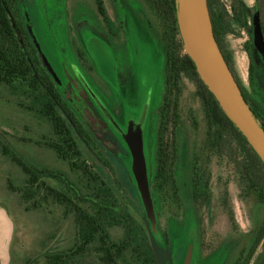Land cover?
I'll return each mask as SVG.
<instances>
[{
	"label": "rangeland",
	"instance_id": "obj_1",
	"mask_svg": "<svg viewBox=\"0 0 264 264\" xmlns=\"http://www.w3.org/2000/svg\"><path fill=\"white\" fill-rule=\"evenodd\" d=\"M103 1L116 28L105 23L96 0H20V5L43 66L112 160L119 180L101 162L93 158L91 162L123 202L143 217L146 210L132 172L131 152L89 91H95L104 101L124 130L129 119H139L147 105L151 108L145 125L151 180L158 110L165 86V45L155 15L144 0ZM214 1L226 7L232 17V31L225 36V46L233 58V70L223 62L226 83L240 101L238 81L264 99V35L260 37L255 31L259 1L243 0L249 7L245 26L237 22L232 0ZM176 3L178 11V0ZM196 92V83L185 78L179 100V159L175 166L182 202L170 205L156 201L158 228L169 236L175 264L184 263L191 242L192 264H232L245 247L248 233L256 229L260 210L255 198L244 192L246 186L238 165L243 158L237 140L227 137L218 149L201 150L206 142L207 121ZM38 130L39 126L31 125L12 98L0 96V264H46L47 254L64 250L75 232L73 216L66 215L63 207L28 209L21 193L11 186L22 183L25 174L5 154V139L29 162L44 164L53 160L51 152L29 141L39 135ZM168 136L171 138L170 133ZM197 157L202 173L209 177L208 199L203 205L194 199L192 166ZM260 172L264 177V171ZM112 233L119 237L122 230ZM263 259L264 241L250 264H260ZM80 264L93 262L89 259Z\"/></svg>",
	"mask_w": 264,
	"mask_h": 264
},
{
	"label": "trees",
	"instance_id": "obj_2",
	"mask_svg": "<svg viewBox=\"0 0 264 264\" xmlns=\"http://www.w3.org/2000/svg\"><path fill=\"white\" fill-rule=\"evenodd\" d=\"M144 1L155 15L165 45V86L158 110L155 171L151 179L155 206L156 201L170 205L175 201L180 205L182 202L175 166L179 159V100L184 79L189 78L197 85L196 93L207 121L206 142L201 150L218 149L230 137L237 140L241 151L243 161L238 165L246 186L244 192L255 198L260 215L256 229L248 233L245 247L232 264H250L264 241V177L260 172L264 171V163L221 108L186 52L178 24L176 0ZM258 1L264 34V0ZM96 2L105 23L116 28L104 1ZM209 9L216 40L228 69L233 70V58L225 46V36L232 31V17L226 7L214 0H209ZM232 10L237 22L245 26L249 13L245 2L232 0ZM238 86L248 107L264 127V99L259 97L260 93L249 91L240 81ZM0 93L1 97L12 98L20 106V112L31 125L39 126V135L29 141L53 154L49 163L29 162L18 151H13L5 139V154L25 174L19 185L11 183L12 188L21 193L28 209L63 207L66 215L73 216L75 232L69 244L62 251L47 254L46 264H80L89 259L93 264H175L168 234L159 228L155 231L146 215L137 216L91 162V158L101 162L115 180H119L112 160L43 66L23 17L20 0H0ZM111 126L122 138L120 132ZM200 160L197 157L194 161L192 177L194 199L203 205L208 199L209 177L205 178L202 173ZM115 229L122 230L119 237L113 235ZM42 246L46 249L47 241ZM260 264H264V259Z\"/></svg>",
	"mask_w": 264,
	"mask_h": 264
},
{
	"label": "water",
	"instance_id": "obj_3",
	"mask_svg": "<svg viewBox=\"0 0 264 264\" xmlns=\"http://www.w3.org/2000/svg\"><path fill=\"white\" fill-rule=\"evenodd\" d=\"M178 2L177 18L186 52L194 61L201 79L213 93L221 108L243 133L264 163V127L248 107L242 94V101H240L225 81L223 62L226 64V61L215 37L209 0H178ZM185 19L186 24L183 28ZM208 30L210 31V38L207 37ZM255 31L260 37L264 35L259 10L255 16ZM89 92L110 124L120 132L131 152L132 172L145 206L146 216L151 221L153 229L158 231L157 212L152 195L149 163L145 150V125L148 120L149 107L146 106L139 119H129L127 128L124 130L95 91ZM193 253L194 242H191L183 264H192Z\"/></svg>",
	"mask_w": 264,
	"mask_h": 264
},
{
	"label": "bare ground",
	"instance_id": "obj_4",
	"mask_svg": "<svg viewBox=\"0 0 264 264\" xmlns=\"http://www.w3.org/2000/svg\"><path fill=\"white\" fill-rule=\"evenodd\" d=\"M185 18V17H184ZM185 24H186V19L184 20V22H183V28H185ZM207 37L208 38H210V31L208 30V32H207Z\"/></svg>",
	"mask_w": 264,
	"mask_h": 264
},
{
	"label": "flooded vegetation",
	"instance_id": "obj_5",
	"mask_svg": "<svg viewBox=\"0 0 264 264\" xmlns=\"http://www.w3.org/2000/svg\"><path fill=\"white\" fill-rule=\"evenodd\" d=\"M91 97H92V96H91ZM92 98H93V97H92ZM102 101H103V100H102ZM103 102H104V101H103ZM147 102H148V99H147ZM147 102H146V103H147ZM146 103H145V104H146ZM150 111H151V108L149 107V115H150ZM110 112L112 113V111H110ZM112 114H113V113H112ZM149 115H148V117H149Z\"/></svg>",
	"mask_w": 264,
	"mask_h": 264
}]
</instances>
